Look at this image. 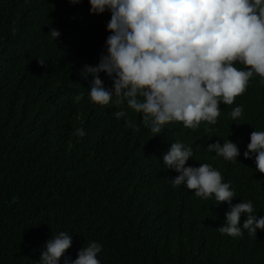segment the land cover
Segmentation results:
<instances>
[{"label":"trees","instance_id":"obj_1","mask_svg":"<svg viewBox=\"0 0 264 264\" xmlns=\"http://www.w3.org/2000/svg\"><path fill=\"white\" fill-rule=\"evenodd\" d=\"M89 9V0H0V264H34L60 231L72 235L60 264L93 240L101 264H264V230L221 234L228 203L174 187L179 173L162 160L172 142L191 146L186 166L212 165L233 204L251 200L264 215V173L243 155L250 133L264 131V82L256 75L233 105L221 103L215 124L173 121L154 135L142 114L90 101L81 70L99 63L110 13ZM237 105L244 111L233 122ZM121 107L127 117L117 119ZM226 139L238 162L207 151Z\"/></svg>","mask_w":264,"mask_h":264},{"label":"clouds","instance_id":"obj_2","mask_svg":"<svg viewBox=\"0 0 264 264\" xmlns=\"http://www.w3.org/2000/svg\"><path fill=\"white\" fill-rule=\"evenodd\" d=\"M89 4L90 14L108 11L110 19L99 63L85 64L81 70L82 76L91 77L88 97L101 106L114 100L117 107L142 114L154 135L173 121L189 129L201 122L215 124L221 103L233 105L256 75L264 82V0H89ZM50 34L55 40L60 36L54 28ZM101 72L111 79V87L105 86ZM243 111V105L232 108L231 120L238 121ZM114 116L126 118L127 111L121 107ZM75 135L82 137L85 132L77 128ZM206 149L238 162L239 148L229 139L210 143ZM243 155L254 157L256 169L264 173V131L250 133ZM192 157L191 146L179 141L162 153L165 168L179 173L171 179L173 186L183 185L198 198L214 196L217 204L227 202L225 222L218 227L221 234L235 238L243 230L252 236L264 230V215L257 216L253 202L233 204L236 193L230 182L208 163L186 166ZM71 245V234L52 235L34 264H60ZM101 251L102 244L90 241L75 259L64 257V264H101Z\"/></svg>","mask_w":264,"mask_h":264}]
</instances>
